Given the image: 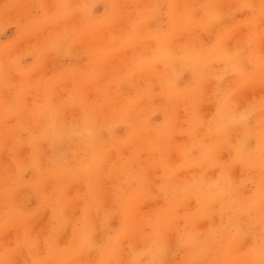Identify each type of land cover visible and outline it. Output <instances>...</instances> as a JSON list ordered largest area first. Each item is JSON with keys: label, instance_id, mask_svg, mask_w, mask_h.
Returning a JSON list of instances; mask_svg holds the SVG:
<instances>
[{"label": "rangeland", "instance_id": "obj_1", "mask_svg": "<svg viewBox=\"0 0 264 264\" xmlns=\"http://www.w3.org/2000/svg\"><path fill=\"white\" fill-rule=\"evenodd\" d=\"M0 264H264V0H0Z\"/></svg>", "mask_w": 264, "mask_h": 264}, {"label": "bare ground", "instance_id": "obj_2", "mask_svg": "<svg viewBox=\"0 0 264 264\" xmlns=\"http://www.w3.org/2000/svg\"><path fill=\"white\" fill-rule=\"evenodd\" d=\"M163 50H164V49H163ZM159 52H160V51H159ZM163 52H164V51H163ZM98 57H99V56H98ZM98 61H99V60H98ZM98 61H97V62H98ZM207 61H208V60H207ZM145 62H146V61H145ZM186 62H187V61H186ZM197 62H198V61H197ZM199 63H200V62H199ZM199 63H198V64H199ZM205 63H207V62H205ZM99 64H100V63H99ZM142 64H143V63H142ZM192 64H193V63H192ZM192 64H191V66H192ZM194 64H196V63H194ZM194 64H193V65H194ZM198 64H196V65H198ZM181 65H182V64H181ZM196 65H195V66H196ZM100 66H101V65H100ZM204 66H205V65H204ZM143 67H144V66H143ZM189 67H190V66H189ZM94 68H95V66H94ZM97 68H98V67H97ZM132 68H133V67H132ZM145 68H146V67H145ZM145 68H144V69H145ZM199 68H201V67L197 66V69H199ZM130 69H131V68H130ZM133 69H135V68H133ZM138 69H139V68H138ZM142 69H143V68H142ZM190 69H191V68H190ZM197 69H196V72H197ZM203 69H205V68L203 67L202 70H203ZM99 70H100V68H99ZM94 71H95V69H94ZM135 71H136V70H135ZM191 71H192V69H191ZM89 72H90V71H89ZM143 72H145V71H143ZM193 73H194V71H193ZM100 74H101V72H100ZM86 75H87V74H86ZM96 75H97V74H96ZM117 75H118V73H117ZM197 75H198V73H197ZM202 75H203V72H202ZM98 76H99V75H98ZM98 76H97V77H98ZM191 76H192V75H191ZM92 77H94V76H92ZM99 77H100V76H99ZM116 77H117V76H116ZM94 78H95V77H94ZM94 78H93V79H94ZM86 79H87V78H86ZM96 79H98V78H96ZM186 79H187V78H186ZM83 80H84V79H83ZM109 80L111 81V78H110ZM108 82H109V81H108ZM166 83H167V82H166ZM196 83H197V82H196ZM95 84H96V83H95ZM107 84H108V83H107ZM167 84H168V83H167ZM171 84H172V83H171ZM195 85H196V84H195ZM163 86H164V85H163ZM165 86H166V85H165ZM94 87H95V85H94ZM167 87H168V86H167ZM159 88H160V87H159ZM164 88H165V87H164ZM186 88H187V87H186ZM98 89H99V88H98ZM168 90H169V89H168ZM98 91H99V90H98ZM169 91H170V90H169ZM187 92H188V91H187ZM189 92H190V91H189ZM189 92H188V94H189ZM193 94H194V93H193ZM186 95H187V94H186ZM99 96H100V95H99ZM166 96H167V95H166ZM168 96H169V95H168ZM97 97H98V96H97ZM181 97H182V96H181ZM136 98H137V97H136ZM191 98H192V96H191ZM194 98L197 99L195 96H194ZM170 105H171V104H170ZM172 105H173V104H172ZM172 105H171V106H172ZM171 108H172V107H171ZM170 111H171V110H170ZM46 112H47V111H46ZM170 113H171V112H170ZM255 114H256V113H255ZM45 116H46V115H45ZM249 116H250V115H249ZM254 116H255V115H254ZM47 117H48V116H47ZM173 117H174V116H173ZM256 117H257V116H256ZM45 118H46V117H45ZM166 118H167V117H166ZM170 120H171V119H170ZM187 121H188V120H187ZM47 122H48V121H47ZM252 122H253V121H252ZM261 122H262V120H261ZM253 123H254V122H253ZM45 124H47V123H45ZM171 124H172V122H171ZM171 124H170V125H171ZM189 124H190V123H189ZM261 124H262V123H261ZM48 125H49V124H48ZM259 125H260V124H259ZM164 126H166V125H164ZM171 127H172V125H171ZM164 128H165V127H164ZM164 128H163V129H164ZM261 128H262V127H261ZM163 129H162V130H163ZM167 129H169V128H167ZM43 130H44V129H43ZM43 130H42V131H43ZM48 130H49V129H48ZM152 131H153V130H151V133H152ZM163 132H165V131H163ZM73 137H74V136H73ZM164 140H166V139H164ZM166 141H169V140H166ZM166 143H167V142H166ZM166 145H167V144H166ZM62 146H63V145H62ZM63 148H64V147H63ZM164 148H165V147H164ZM261 151H262V149H261ZM68 152H69V151H68ZM165 152H166V150H165ZM253 154H254V153H253ZM69 155H70V154H69ZM255 157H256V156H255ZM54 170H55V169H54ZM59 170H60V169H59ZM75 170H76V169H75ZM76 171H77V170H76ZM79 171H80V170H79ZM64 172H65V171H64ZM60 175H62V174H60ZM84 175H85V174H84ZM57 176H59V174H57ZM23 179H24V178H23ZM60 179H62V178H60ZM15 182H16V181H15ZM224 184H225V183H224ZM9 185H10V184H9ZM9 185H8V186H9ZM11 185H12V184H11ZM14 186H15V185H14ZM12 188H14V187H12ZM125 188H126V187H125ZM127 204H128V203H127ZM129 206H130V205H129ZM129 206H128V207H129ZM54 211H55V210H54ZM77 221H78V220H77ZM56 223H57V222H56ZM79 224H80V223H79ZM55 225H56V224H55ZM3 228H4V227H3ZM247 230H249V228H247ZM108 232H109V231H108ZM98 233H99V232H98ZM60 241H61V240H60ZM60 243H61V242H60Z\"/></svg>", "mask_w": 264, "mask_h": 264}]
</instances>
